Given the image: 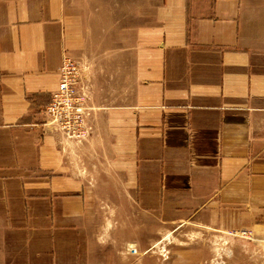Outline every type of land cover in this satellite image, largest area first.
Listing matches in <instances>:
<instances>
[{
  "label": "crops",
  "instance_id": "obj_1",
  "mask_svg": "<svg viewBox=\"0 0 264 264\" xmlns=\"http://www.w3.org/2000/svg\"><path fill=\"white\" fill-rule=\"evenodd\" d=\"M65 55L80 142L46 112ZM189 222L264 241V0H0V264H110L123 223Z\"/></svg>",
  "mask_w": 264,
  "mask_h": 264
},
{
  "label": "rangeland",
  "instance_id": "obj_2",
  "mask_svg": "<svg viewBox=\"0 0 264 264\" xmlns=\"http://www.w3.org/2000/svg\"><path fill=\"white\" fill-rule=\"evenodd\" d=\"M103 225L110 226V222ZM123 228L103 238L104 260L110 264H264V241L254 233L222 231L189 222L183 227L168 223L165 236L152 231L151 236L144 237L135 231L134 237H128L125 223Z\"/></svg>",
  "mask_w": 264,
  "mask_h": 264
},
{
  "label": "built area",
  "instance_id": "obj_3",
  "mask_svg": "<svg viewBox=\"0 0 264 264\" xmlns=\"http://www.w3.org/2000/svg\"><path fill=\"white\" fill-rule=\"evenodd\" d=\"M93 109L88 88L81 78L80 64L72 56L65 55L58 86L46 108L49 123L67 138L80 142L93 128ZM132 250L135 251L136 248Z\"/></svg>",
  "mask_w": 264,
  "mask_h": 264
}]
</instances>
